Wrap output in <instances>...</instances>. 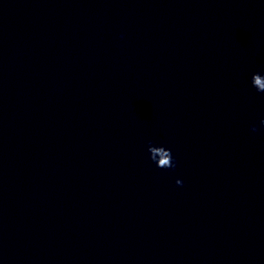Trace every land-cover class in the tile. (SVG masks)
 I'll return each instance as SVG.
<instances>
[{
  "label": "clouds",
  "instance_id": "obj_1",
  "mask_svg": "<svg viewBox=\"0 0 264 264\" xmlns=\"http://www.w3.org/2000/svg\"><path fill=\"white\" fill-rule=\"evenodd\" d=\"M251 85L256 89L257 92L264 93V75H261L259 72L253 73L251 77ZM260 126L264 128V119L260 121ZM250 131L255 133L257 131V126L252 124L250 126ZM147 150L149 152V159L156 164L158 168L161 169H174L176 163L172 157L170 149L165 148L164 146H154L151 141L148 142ZM157 156L160 157L157 161ZM177 186H182L183 182L180 179L176 180Z\"/></svg>",
  "mask_w": 264,
  "mask_h": 264
}]
</instances>
